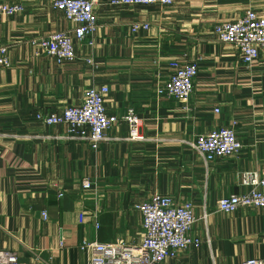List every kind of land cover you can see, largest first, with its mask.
Instances as JSON below:
<instances>
[{
    "label": "crops",
    "instance_id": "crops-1",
    "mask_svg": "<svg viewBox=\"0 0 264 264\" xmlns=\"http://www.w3.org/2000/svg\"><path fill=\"white\" fill-rule=\"evenodd\" d=\"M53 1L0 0L23 7L0 15L10 61L0 69V252L17 253L20 264H86L83 240L139 243L135 206L160 195L191 203L198 220L190 235L201 241L163 264L264 261V209H217L219 199L249 190L242 174L264 178V48L244 67L236 49L212 34L214 25L247 11L264 16V0H172L169 6L97 0L93 45L73 39L76 58L62 64L29 44L74 29ZM132 23L149 28L134 33ZM190 63L198 72L187 101L157 93L174 69ZM101 86L109 90L108 114L137 116L141 141L130 140L129 126L119 121L92 149L60 139L65 126L35 119L77 106L88 88ZM222 127L232 129L242 150L205 164L190 144ZM84 178L94 182L91 189L82 188Z\"/></svg>",
    "mask_w": 264,
    "mask_h": 264
},
{
    "label": "built area",
    "instance_id": "built-area-1",
    "mask_svg": "<svg viewBox=\"0 0 264 264\" xmlns=\"http://www.w3.org/2000/svg\"><path fill=\"white\" fill-rule=\"evenodd\" d=\"M97 0H55L52 7L63 13L65 19L75 27L63 31L41 35L29 40L31 47L46 54L57 64L76 58L73 39L93 45V35L99 28L94 15ZM111 5L124 6H169L172 0H110ZM23 11L21 5L0 3V15L11 16ZM132 32L147 30V23H132ZM212 34L221 44L232 45L244 67H249L264 48V16L247 11L240 18L214 25ZM87 64H91L89 59ZM8 45L0 39V69H9ZM198 72L197 63L180 65L170 75L167 82L157 89L159 95L177 102L187 101L193 91V82ZM107 87L88 88L82 102L77 106H67L57 113L39 112L35 119L47 126L62 125L66 133L60 139L85 141L92 149L105 139V132L117 122L129 126V139L141 141L138 133V118L132 110L121 117L108 114L104 99ZM217 112V111H216ZM191 148L205 164L217 158L238 154L242 145L232 129L222 127L201 135L190 144ZM242 184L248 187L243 194L229 195L219 199L217 209L225 214L233 213L240 207L264 209V178L257 172L242 174ZM84 190L94 186L88 178L81 181ZM63 192L58 194L62 197ZM141 215L142 238L139 243L117 240L113 243H98L83 240L80 251L86 254V264H163L174 259L179 251L198 248L201 241L190 235L198 220L190 202L175 203L170 197L154 195L148 201L135 206ZM45 217V214L43 215ZM0 264H20L18 255L11 251L0 252ZM241 264H264L263 260L247 259Z\"/></svg>",
    "mask_w": 264,
    "mask_h": 264
}]
</instances>
